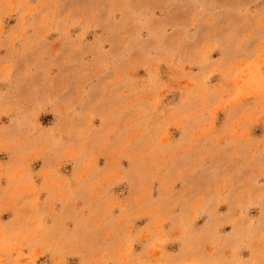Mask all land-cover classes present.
<instances>
[{"label": "rangeland", "instance_id": "374dc122", "mask_svg": "<svg viewBox=\"0 0 264 264\" xmlns=\"http://www.w3.org/2000/svg\"><path fill=\"white\" fill-rule=\"evenodd\" d=\"M0 264H264V0H0Z\"/></svg>", "mask_w": 264, "mask_h": 264}]
</instances>
